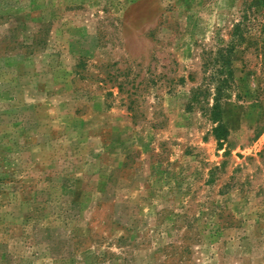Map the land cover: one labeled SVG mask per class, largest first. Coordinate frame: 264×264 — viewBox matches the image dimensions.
Wrapping results in <instances>:
<instances>
[{"label":"rangeland","instance_id":"1","mask_svg":"<svg viewBox=\"0 0 264 264\" xmlns=\"http://www.w3.org/2000/svg\"><path fill=\"white\" fill-rule=\"evenodd\" d=\"M0 264H264V0H0Z\"/></svg>","mask_w":264,"mask_h":264},{"label":"trees","instance_id":"2","mask_svg":"<svg viewBox=\"0 0 264 264\" xmlns=\"http://www.w3.org/2000/svg\"><path fill=\"white\" fill-rule=\"evenodd\" d=\"M222 93H221V87H216V92H215V97H214V100H215V104H214V110L213 111H215L214 112V114L215 115H217V114H219L220 115V110L218 109V106H219V97H220V95H221ZM223 126V125H222ZM222 126H217L215 129H214V133H215V135L218 137V138H221V136H222V134L223 133H220L219 132V129H220V127H222ZM224 127V126H223ZM222 127V128H223Z\"/></svg>","mask_w":264,"mask_h":264}]
</instances>
